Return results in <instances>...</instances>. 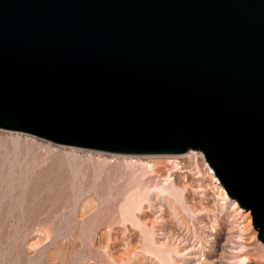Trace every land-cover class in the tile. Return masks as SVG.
I'll return each instance as SVG.
<instances>
[{"label": "water", "instance_id": "water-1", "mask_svg": "<svg viewBox=\"0 0 264 264\" xmlns=\"http://www.w3.org/2000/svg\"><path fill=\"white\" fill-rule=\"evenodd\" d=\"M0 128L198 150L264 243V0H0Z\"/></svg>", "mask_w": 264, "mask_h": 264}, {"label": "rangeland", "instance_id": "rangeland-1", "mask_svg": "<svg viewBox=\"0 0 264 264\" xmlns=\"http://www.w3.org/2000/svg\"><path fill=\"white\" fill-rule=\"evenodd\" d=\"M213 176L198 150L114 154L0 128V264H264L250 212Z\"/></svg>", "mask_w": 264, "mask_h": 264}, {"label": "bare ground", "instance_id": "bare-ground-1", "mask_svg": "<svg viewBox=\"0 0 264 264\" xmlns=\"http://www.w3.org/2000/svg\"><path fill=\"white\" fill-rule=\"evenodd\" d=\"M188 151H189V150H188ZM182 154H183V153H182ZM169 155H170V154H169ZM173 155H174V154H173ZM179 155H180V154H179ZM195 163H196V162H195ZM200 171H201V170H200ZM213 178L216 180L215 176H213ZM158 180H159V179H158ZM160 181H161V180H160ZM219 187H220V186H219ZM223 189H224V188H221V187H220L221 194H222V198H227V197H226V194H225V192H224ZM235 204H236V201L234 200V201H233V205H235ZM235 206H236V205H235ZM85 208H86V207H85ZM238 209H239V208H238ZM239 211H241V210L239 209ZM249 212H250L249 210H246V212H245L244 214H245V215H250L251 213L249 214ZM251 217H252V215H251ZM161 221H163V220H161ZM173 232H174V231H173ZM173 234H174V233H173ZM187 245H188V244H187ZM116 250H117V249H116ZM119 250H120V249H119ZM119 253H120V251H119ZM121 253H122V252H121ZM118 255H119V254H118ZM118 255H117V256H118ZM111 256H112V255H111ZM119 256H120V255H119ZM119 256H118V257H119ZM114 257H116V255L113 256V258H112L113 260H115ZM116 259H117V258H116ZM115 261H116V260H115ZM117 261H118V259H117ZM119 262H122L120 258H119Z\"/></svg>", "mask_w": 264, "mask_h": 264}]
</instances>
